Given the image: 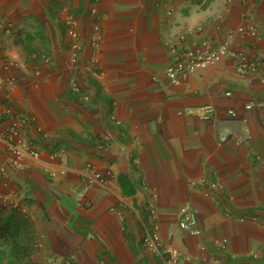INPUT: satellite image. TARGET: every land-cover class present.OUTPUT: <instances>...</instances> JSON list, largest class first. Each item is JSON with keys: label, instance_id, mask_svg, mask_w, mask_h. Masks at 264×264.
Here are the masks:
<instances>
[{"label": "crops", "instance_id": "obj_1", "mask_svg": "<svg viewBox=\"0 0 264 264\" xmlns=\"http://www.w3.org/2000/svg\"><path fill=\"white\" fill-rule=\"evenodd\" d=\"M243 11L264 49V0H0L1 20L12 23L0 35V129L25 117L23 140L71 170L50 178L29 159L14 169L0 141V168L34 224L38 264H163L142 245L156 223L183 264H264V61L255 76L228 58L174 81L165 73L173 42L198 26L187 43L211 37L249 53V37L228 33ZM3 52L18 70H3ZM86 163L111 171L109 190H83L76 171ZM186 205L197 236L177 225Z\"/></svg>", "mask_w": 264, "mask_h": 264}, {"label": "built area", "instance_id": "obj_2", "mask_svg": "<svg viewBox=\"0 0 264 264\" xmlns=\"http://www.w3.org/2000/svg\"><path fill=\"white\" fill-rule=\"evenodd\" d=\"M240 3L246 4V0H237ZM94 18V30H98V14L95 9H92ZM242 24L237 26L233 30H229L231 35L236 33L240 36H247L250 38V52L245 50H236L231 47V44L227 40L216 41L211 37H201L195 39L189 43L186 42L187 34H198L203 31L202 26L193 29H187L182 32L178 40L171 45V55L168 64L165 69V73L170 80H177L178 78H184L190 73H194L206 67L209 64L218 62L222 59L228 58L235 62L236 70L240 74L255 76L260 72V66L264 61V49L260 48L258 40L260 39L257 26L251 20L250 13L247 11L241 12ZM68 28V37L70 38V50L72 52L71 62L75 63L78 59V52L80 45L78 43L79 33L71 25V19ZM12 28V23L8 20L2 21L0 14V35L1 33L8 34ZM94 44V42H93ZM3 47V40L0 38V48ZM2 68L6 72L12 70H18L20 63L10 57L6 53L1 54ZM38 73V72H37ZM35 73V75L37 74ZM7 81L14 80V77L9 75L5 78ZM2 81V80H1ZM72 89L75 92L79 91V86L76 80L73 78ZM226 95H230V92H226ZM87 99V96H82ZM253 102H249L245 105V109H251ZM200 115L203 118H209L214 108L212 105L207 104L200 107ZM227 114L235 116L236 113L232 110H227ZM28 119V118H27ZM29 121V119H28ZM27 122L26 118H15L0 129V141L3 142L8 153V163L14 169H22L23 163L26 159L35 161L40 164L43 171L50 178L55 177L57 174L68 175L71 171L66 166H60V164H54L53 161L43 160L40 155V151L30 146L22 138V126ZM0 204L17 209L23 214H27L25 206L20 201L18 191L11 184L9 179L4 174L3 168H0ZM77 175L83 182V190H88L92 187H101L109 190L108 178L111 176L110 170H99L91 163H86L82 168L76 171ZM110 175V176H109ZM214 184H210L209 188H214ZM153 206V204H152ZM177 225L179 229L186 231L190 235L197 236L201 233V228L198 223L197 214L194 209L189 206H181L177 214ZM245 219L244 216H240V221ZM219 247L225 249L226 240L218 243ZM142 245L149 251L155 252L163 259V264H183L187 258L180 255L179 251L165 244L159 234V225L156 223L153 225V229L147 232L142 238ZM62 260V259H61ZM63 263H67L62 260ZM61 261V262H62Z\"/></svg>", "mask_w": 264, "mask_h": 264}, {"label": "trees", "instance_id": "obj_3", "mask_svg": "<svg viewBox=\"0 0 264 264\" xmlns=\"http://www.w3.org/2000/svg\"><path fill=\"white\" fill-rule=\"evenodd\" d=\"M37 242L34 224L29 216L0 204V264L9 258L10 264H35Z\"/></svg>", "mask_w": 264, "mask_h": 264}, {"label": "rangeland", "instance_id": "obj_4", "mask_svg": "<svg viewBox=\"0 0 264 264\" xmlns=\"http://www.w3.org/2000/svg\"><path fill=\"white\" fill-rule=\"evenodd\" d=\"M13 58V57H12ZM5 260V261H4ZM1 264H10L7 260H9V258H5ZM31 262H34L35 264H38V262L35 259H32Z\"/></svg>", "mask_w": 264, "mask_h": 264}, {"label": "clouds", "instance_id": "obj_5", "mask_svg": "<svg viewBox=\"0 0 264 264\" xmlns=\"http://www.w3.org/2000/svg\"><path fill=\"white\" fill-rule=\"evenodd\" d=\"M7 207V206H6ZM23 214V213H22ZM25 215H27L28 216V214H25Z\"/></svg>", "mask_w": 264, "mask_h": 264}]
</instances>
